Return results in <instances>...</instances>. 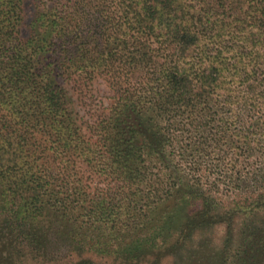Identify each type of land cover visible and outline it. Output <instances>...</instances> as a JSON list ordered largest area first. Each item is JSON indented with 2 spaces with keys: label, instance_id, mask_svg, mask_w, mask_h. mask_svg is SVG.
<instances>
[{
  "label": "trees",
  "instance_id": "obj_1",
  "mask_svg": "<svg viewBox=\"0 0 264 264\" xmlns=\"http://www.w3.org/2000/svg\"><path fill=\"white\" fill-rule=\"evenodd\" d=\"M41 2L25 37L0 0V264H264V0ZM73 76L113 91L89 133Z\"/></svg>",
  "mask_w": 264,
  "mask_h": 264
},
{
  "label": "rangeland",
  "instance_id": "obj_2",
  "mask_svg": "<svg viewBox=\"0 0 264 264\" xmlns=\"http://www.w3.org/2000/svg\"><path fill=\"white\" fill-rule=\"evenodd\" d=\"M41 1L43 0H25L22 21L23 23L21 26L22 35L25 37L29 35L30 23L35 18L37 10L39 9V7L43 9ZM45 1L48 2V0ZM60 82L68 90L69 95L72 98L73 107L75 109L79 123L81 124L83 130L89 133L90 125L96 122L97 116L102 111H108V108L110 107L113 101V91L111 90V87L107 84L104 78L86 80L83 77L73 76L71 79L66 80L61 78ZM215 156L216 154L209 157L202 164L201 170L204 171V173H209L210 175H212L211 179L213 180L220 179L219 184L221 186V189H223L222 186H225V184L223 183L224 180L221 174L217 176V171L219 170V165H221V167H225L224 169H226L227 167L225 166V164L227 163V161L224 159L219 160ZM242 167L243 166L239 164L236 169L240 170L242 169ZM81 170L84 172L85 177L88 178V183L91 187H95L97 184H104L105 181L103 177H99L97 174L92 173L85 167L81 168ZM203 179L205 178H202V180ZM221 192L222 191H220V193ZM216 196L230 198V194H226L225 192L219 194V192L217 191ZM246 215H237V219H239L238 221L242 222ZM255 218V220H257L256 225H262L260 224V220L263 221L262 212L260 215H255ZM214 226L215 227H213L209 231L208 237L210 238V240L207 244V247L214 248L211 250L216 251L218 249L220 250L221 244L224 242L223 237L228 231L227 220L225 222L218 223ZM69 245L70 241L66 237H62L54 232L53 234H51L48 251L51 253L50 255L55 258L56 264H69L77 258L75 253L70 251L71 249L69 248ZM197 246L198 245H196L195 243H189L185 246V248H195ZM180 257H182V255ZM53 261V259H48L46 262L39 261V264H54ZM34 262L36 261L33 260L32 256L27 255L24 257V262H22V264H35ZM205 264H210V262L207 261V258L205 260Z\"/></svg>",
  "mask_w": 264,
  "mask_h": 264
}]
</instances>
